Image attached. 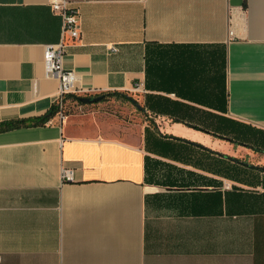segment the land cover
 Masks as SVG:
<instances>
[{
  "label": "crops",
  "instance_id": "crops-1",
  "mask_svg": "<svg viewBox=\"0 0 264 264\" xmlns=\"http://www.w3.org/2000/svg\"><path fill=\"white\" fill-rule=\"evenodd\" d=\"M70 1L64 68L149 120L0 132V264H264V0ZM62 36L50 0H0V122L58 102Z\"/></svg>",
  "mask_w": 264,
  "mask_h": 264
},
{
  "label": "rangeland",
  "instance_id": "rangeland-1",
  "mask_svg": "<svg viewBox=\"0 0 264 264\" xmlns=\"http://www.w3.org/2000/svg\"><path fill=\"white\" fill-rule=\"evenodd\" d=\"M81 91L75 94L94 96L101 98L94 102L82 103L72 96H64L58 104L57 113L62 119H70L74 122L88 124H102L116 126L123 136H138L143 125L148 121L147 114L144 113L136 103L130 98L139 101V97L130 91ZM62 113V115L60 114ZM63 116V117H62Z\"/></svg>",
  "mask_w": 264,
  "mask_h": 264
},
{
  "label": "built area",
  "instance_id": "built-area-1",
  "mask_svg": "<svg viewBox=\"0 0 264 264\" xmlns=\"http://www.w3.org/2000/svg\"><path fill=\"white\" fill-rule=\"evenodd\" d=\"M50 6L53 12L59 14L62 18L63 36L60 43L46 46L44 63L48 75L57 74L60 78L57 103H60L62 106L61 102L64 96L82 91V89L77 86L78 78L75 71L65 69L63 63L65 37L68 36L72 40H77L81 35L79 28V10L70 0H50ZM228 33L229 37H232L234 35L233 28L230 27ZM113 49L116 48L114 47ZM138 87L139 85L136 86V90ZM60 114L62 115L61 112ZM61 176L64 181L74 180V172L71 168H62Z\"/></svg>",
  "mask_w": 264,
  "mask_h": 264
},
{
  "label": "trees",
  "instance_id": "trees-1",
  "mask_svg": "<svg viewBox=\"0 0 264 264\" xmlns=\"http://www.w3.org/2000/svg\"><path fill=\"white\" fill-rule=\"evenodd\" d=\"M115 92L120 93L119 91H115ZM68 96H72L74 99H76L82 103H85V99H88V98L93 99L92 97H94V96H89L88 94L79 95V94H75V93H70V94H68ZM100 99L101 98H99V100ZM130 99L133 100L137 104V100H135L134 98H130ZM57 111H58V104L55 103L51 107V109L43 115L35 116V117H31V118H22V119L2 121V122H0V132L6 131L9 129H13V128L22 127V126L45 124L54 115H56Z\"/></svg>",
  "mask_w": 264,
  "mask_h": 264
},
{
  "label": "water",
  "instance_id": "water-1",
  "mask_svg": "<svg viewBox=\"0 0 264 264\" xmlns=\"http://www.w3.org/2000/svg\"><path fill=\"white\" fill-rule=\"evenodd\" d=\"M99 98H94V99H85V102H94V101H97Z\"/></svg>",
  "mask_w": 264,
  "mask_h": 264
}]
</instances>
